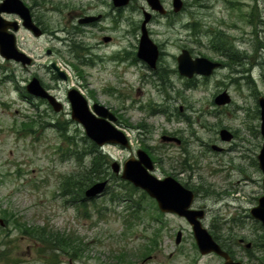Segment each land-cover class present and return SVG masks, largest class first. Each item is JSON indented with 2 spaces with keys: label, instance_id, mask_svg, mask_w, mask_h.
Instances as JSON below:
<instances>
[{
  "label": "rangeland",
  "instance_id": "374dc122",
  "mask_svg": "<svg viewBox=\"0 0 264 264\" xmlns=\"http://www.w3.org/2000/svg\"><path fill=\"white\" fill-rule=\"evenodd\" d=\"M23 1L32 4V0ZM160 1L171 8V0ZM183 1L187 6L174 17L172 25L160 18L149 26L152 40L162 51L158 65L167 70L164 83L141 61L131 64L130 53L136 52L138 42L140 7L146 8L142 0H133L120 12L109 0L108 5L91 0H44L43 7L33 12L46 33L40 38L25 31L18 33V47L33 58V65L22 70L0 57V216L6 211L18 222L14 224L11 218L4 229L0 228V264H49L37 244L21 234L23 228L18 224H25L27 229L44 227L80 240L81 255L70 259L59 254L57 264H68L69 260L76 264H222L213 254L199 253L185 220L160 213L152 199H139L142 191L138 189L132 199L139 200L142 210L140 218L130 223L128 204L117 200L128 187L112 173L110 164L116 162L121 167L142 146L156 158L153 176H172L195 190L193 206L206 210L202 225L219 244L232 247L229 237L255 228L249 210L262 187L256 162L262 138L249 92L252 89V93L264 94V58L255 61L257 66L243 58L233 73L229 68L218 70L206 82L198 78L195 88L188 87L186 79L173 70L182 48L191 50L193 57L219 58L207 50L204 37L197 43L190 27H185L196 20L232 36V47L245 51L248 57L253 55V45L261 42L264 49V0H228L233 7L224 0H208L202 8L193 0ZM90 11L108 13L109 18L97 27L78 24V15ZM246 15H252L251 20ZM103 36L111 37V41L103 42ZM67 39L83 43L84 50L77 53L63 43ZM114 55L124 60L118 61ZM50 63L65 69L69 77L65 83L50 77L45 67ZM31 74L53 85V93L62 100L66 88L73 87L89 106L94 102L105 106L116 117L113 125L130 135V148L105 145L100 151L109 160L108 190L102 196L76 202L61 196L62 180L84 170L89 159L82 162L77 155L66 156L63 152L70 155L66 149L72 142H64L56 128L45 125L52 120L70 121L67 109L57 115L44 106L34 109L23 98L27 95L21 89ZM246 76L252 82L251 89L246 86ZM223 89L235 102L225 111L212 103L214 95ZM236 106L245 109L237 110ZM29 121L36 122L32 131L21 128ZM221 129L230 131L233 139L220 140ZM65 135L74 143L70 150L80 153L85 149L80 125H69ZM162 135H172L182 143L162 142ZM212 146L222 150L217 152ZM239 221L245 229L239 230ZM177 231L182 235L179 244L175 243ZM144 252L147 254L142 255ZM45 255L51 257L50 253Z\"/></svg>",
  "mask_w": 264,
  "mask_h": 264
},
{
  "label": "water",
  "instance_id": "95a60500",
  "mask_svg": "<svg viewBox=\"0 0 264 264\" xmlns=\"http://www.w3.org/2000/svg\"><path fill=\"white\" fill-rule=\"evenodd\" d=\"M111 1L114 7L120 8L126 6L130 0ZM145 1L152 10L158 11L161 14L165 12L159 0ZM172 7L175 12H179L182 8V1L172 0ZM2 12L18 14L23 20V26L25 28L32 30L37 36L40 34L31 21L28 9L20 0H4L0 4V14ZM98 18L86 17L79 20V22L88 23ZM148 18L149 15L146 13L145 20L142 24V36L137 57L146 62L149 67L155 68L159 52L157 46L148 38L144 27ZM13 26L16 29L14 23L5 22L0 16V56L5 60L20 62L24 66L28 65L31 63V59L16 48L14 36L7 32V29ZM104 41L108 42L109 38L105 37ZM176 60L179 75L188 79L194 75L208 77L219 65L202 57L192 59L187 50H182ZM52 68L61 79L66 78L63 73L58 71L54 64H52ZM26 90L34 97L46 99L55 112H59L62 109L60 103L41 87L36 78H33L27 84ZM67 100L71 106V119L82 126L85 136L95 145L101 147L105 144H115L126 148L129 147L124 133L113 125V122L116 121L115 116L106 107L95 103L92 105L93 112H91L84 96L75 89L68 90ZM229 102L230 98L225 91L214 98V104L217 106L226 105ZM258 103L260 108V134L263 142L257 155V160L258 168L263 174L262 184L264 188V99L259 98ZM220 137L228 141L232 136L226 130H221ZM162 140L179 142L177 139L167 136H163ZM111 168L114 173H119L120 168L117 163H113ZM152 169L153 165L149 156L143 150H137L136 158H130L123 164L121 178L131 183L135 188L141 189L150 198L154 199L161 212L175 214L184 218L191 226L196 246L201 254L215 253L226 259L224 264H240L229 260L227 254L220 249L219 245L212 239L207 230L202 227L200 219L204 216L203 211L190 208L194 198L193 193L176 182L172 177H165L162 180L157 179L150 174ZM105 185L106 182L93 184L86 190L85 196L87 198H93L101 194ZM250 213L252 217L260 221L264 226V196L259 199L258 205L252 208ZM180 239L181 233L178 232L175 242L178 244Z\"/></svg>",
  "mask_w": 264,
  "mask_h": 264
},
{
  "label": "trees",
  "instance_id": "16d2710c",
  "mask_svg": "<svg viewBox=\"0 0 264 264\" xmlns=\"http://www.w3.org/2000/svg\"><path fill=\"white\" fill-rule=\"evenodd\" d=\"M193 2L195 5L201 6L202 0H193ZM201 29L202 28L200 21L198 20L194 21V23L192 24V30L194 34L199 35L200 32L202 31ZM223 48L224 50L229 49L226 41H224ZM230 50L233 51L232 48H230ZM227 55L229 56L228 67L231 70H233L235 66L242 63V59L241 60L236 59V57L239 56L237 52L233 53V55L232 53L227 52ZM164 73L165 72H163V70L157 73V76L159 77L158 79L160 81H163ZM198 82L199 81L197 79L191 80L190 82H188V87L195 88ZM33 123L36 122L29 121L27 123H23L21 124L22 125L21 128L25 130L27 129L28 131H32ZM65 129H66V122L62 121V123L59 122L57 123V130L59 131V133L61 132L60 134L63 137V141L72 142V141H66L69 140V138H66ZM86 140L87 138L83 137V141L87 143V145L85 146V149L80 151V153H78L75 149L70 150L71 146H73V143L72 145L68 146L66 149V151L68 152V154H70V156L76 157L77 155L76 157L77 160H82L83 162V159L85 158L89 159L87 166L84 167V170H82L80 173L69 175L65 177L63 180L61 194L62 196L63 195L69 196L72 202L74 200H77V198L82 197L83 192L88 185H91L97 181H102L106 177H108V169L106 170L109 162L108 157L102 154L100 150L92 142H88ZM143 149L145 151H148L146 147H143ZM63 153H65L66 156H69L67 155L66 152ZM125 185L128 187V191H126L127 195L125 191H123L124 194L122 193V197L118 198L117 200L128 204V210L131 213L130 216L133 215L134 219L138 220L140 218V216L138 215L140 211V207H139L140 202L139 200L132 199L134 192H136L137 190L132 186H130V184L128 183H125ZM112 195L114 198H116L113 193ZM145 196H146L145 193L142 192L141 198L139 199L145 198ZM2 214L5 218L6 216L10 219L13 218L6 211H3ZM24 229H26V227ZM27 231H29L27 233H29L32 238L36 239V241L42 246L39 253L44 254L45 257L47 256L45 254L50 252L51 257L45 258L46 262L49 264H56L60 253L70 257H76L81 255L83 251V248L80 247V240L75 237H70L64 234H60L59 232H52L46 230L44 227H40V228L37 227L34 229L30 228L27 229ZM145 254L147 253L144 252L142 255ZM120 258L124 259V256H121Z\"/></svg>",
  "mask_w": 264,
  "mask_h": 264
},
{
  "label": "flooded vegetation",
  "instance_id": "af4514ba",
  "mask_svg": "<svg viewBox=\"0 0 264 264\" xmlns=\"http://www.w3.org/2000/svg\"><path fill=\"white\" fill-rule=\"evenodd\" d=\"M91 1L95 2V3L99 2V3H102V4L108 5V0H91ZM185 4H184V7H183L184 9L186 8ZM33 9L34 8L32 7L31 12H33ZM144 9H145L144 7H140V14H142ZM116 11L120 12V9H118V10L116 9ZM94 15H100V19H99L98 22L88 24L90 27H97L98 25L101 24V22L107 20V17L109 18L108 13H106V14L105 13H100V12L96 13V12H92V11H90L89 13L80 14V15H78V18H81V17H84V16H94ZM179 15L180 14H174L172 11H167L166 15L163 18H165V20H167V22L170 25H172V21H173L174 17H177ZM32 16H33V14H32ZM5 17L7 18V17H10V16H5ZM116 18H115V20H116V22H118V20ZM159 18H162V17H160V15L158 13H153L151 18H150V21H149V23L147 25L148 29H149V26H151L153 23L159 22V20H160ZM12 20L18 21V18L13 15ZM34 22H35L36 26H38L40 28V30L42 31V34L44 35L46 33V31L43 28L41 22L38 21V19L36 21L34 20ZM141 22H142L141 20L138 22L137 26L139 28H140ZM20 30H24V29L21 28V29H19V31ZM77 31H79V33L81 32L79 29H77ZM149 32H151L150 29H149ZM110 39H111V37H110ZM205 39H206V41L208 43L209 42V37L207 36V37H205ZM62 41H63L64 44H69L70 48H72L73 46L75 47V45L84 47L83 43H75L74 40L70 41L69 39H67V40H62ZM221 65H222L223 69L226 68V66H224V62L223 61L221 62ZM15 66H18L22 70L28 68V67H20L17 64H15ZM45 67L50 72V77L52 79H54V80H57L58 78L56 77L54 72L51 70L50 65L49 66L45 65ZM32 77H36V76L34 74H31L30 79ZM38 79L40 80V83H41V85L43 86L44 89H46L50 94H52L58 101L63 103V105H64L63 106V112L67 109L69 111V113H70V110H69V107H68V104L66 102L65 97H64V100H62L61 98H59L58 96H56L53 93V91L55 89V87L53 85H47L40 78H38ZM67 80H68V78H66V80H64V81H67ZM60 83H62V82H60ZM21 91L23 92L24 88ZM22 96H23V98L25 100L29 101L28 102L29 106L34 108V109H40L41 106L46 107L47 110L51 109L47 105V102L44 101V100H34V102H30V99H32L31 96H29V95H27V96L22 95ZM67 123H68V126L73 124L70 121H67ZM48 126L53 127V128H57V124L54 121H50ZM262 195H263V190L261 188L260 189V193L254 198V204L255 205L257 204L259 197L262 196ZM198 209H202V210H204L206 212V210L203 209V207H198ZM233 221H235V219H233ZM238 223H239V225H238L239 226L238 227L239 230L245 229L244 223L242 221H239ZM252 223L255 224V228L254 229L249 230L247 232L239 233L238 235H234L233 237H229L230 239L228 241H229V243L232 242V247H227V246H223L222 244H219L221 246L222 250L227 253L229 259L232 260L233 262H239L240 264H264V228L261 227V225L259 223L255 222V221H253ZM235 238H236V240H235ZM233 245H235V247H236L235 251L233 250ZM219 258L224 262V258H222V257H219ZM69 262H70V260H69Z\"/></svg>",
  "mask_w": 264,
  "mask_h": 264
},
{
  "label": "bare ground",
  "instance_id": "6f19581e",
  "mask_svg": "<svg viewBox=\"0 0 264 264\" xmlns=\"http://www.w3.org/2000/svg\"><path fill=\"white\" fill-rule=\"evenodd\" d=\"M130 136L129 134L127 135V137Z\"/></svg>",
  "mask_w": 264,
  "mask_h": 264
}]
</instances>
